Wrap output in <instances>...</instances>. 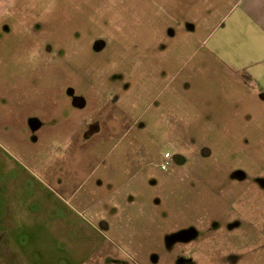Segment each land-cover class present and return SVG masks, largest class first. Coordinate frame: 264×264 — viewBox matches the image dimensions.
<instances>
[{
	"label": "rangeland",
	"instance_id": "rangeland-1",
	"mask_svg": "<svg viewBox=\"0 0 264 264\" xmlns=\"http://www.w3.org/2000/svg\"><path fill=\"white\" fill-rule=\"evenodd\" d=\"M237 1L6 10L0 195L24 190L36 210L74 195L95 225L22 244L34 264H264V88L226 60ZM167 152L183 162L162 169ZM22 258L0 247V264Z\"/></svg>",
	"mask_w": 264,
	"mask_h": 264
},
{
	"label": "crops",
	"instance_id": "crops-1",
	"mask_svg": "<svg viewBox=\"0 0 264 264\" xmlns=\"http://www.w3.org/2000/svg\"><path fill=\"white\" fill-rule=\"evenodd\" d=\"M13 2L15 0H0V18ZM235 6H242V12L229 29L231 36L233 35L232 39L230 38L233 51L229 52L232 56L227 55L226 60L232 68L246 71L249 82L262 89L264 88V0H238ZM21 192L8 196L0 195V204L2 205V201L4 203L0 212V247L22 248L21 263H35L30 260L29 254L23 251L22 244H55L59 240L67 244H75V234H79L80 238L84 234L82 227L85 225L95 227L91 219L85 218L72 203L74 195L71 199L61 200L65 205L63 209L58 207L54 209L53 205L46 207L47 204L44 205V200H41L39 202H42V208L36 210L33 208L34 205L29 209V205L34 201H27L25 194ZM81 243L76 241V244ZM36 251L33 249L30 256L36 255Z\"/></svg>",
	"mask_w": 264,
	"mask_h": 264
},
{
	"label": "built area",
	"instance_id": "built-area-1",
	"mask_svg": "<svg viewBox=\"0 0 264 264\" xmlns=\"http://www.w3.org/2000/svg\"><path fill=\"white\" fill-rule=\"evenodd\" d=\"M173 160H174V156L171 153L167 152L165 154L164 160H163V162L161 164L162 169L169 168L172 165Z\"/></svg>",
	"mask_w": 264,
	"mask_h": 264
},
{
	"label": "flooded vegetation",
	"instance_id": "flooded-vegetation-1",
	"mask_svg": "<svg viewBox=\"0 0 264 264\" xmlns=\"http://www.w3.org/2000/svg\"><path fill=\"white\" fill-rule=\"evenodd\" d=\"M99 129V125L98 124H95V123H93V124H91L90 126H89V131L92 133L93 132V130L95 131V130H98ZM174 156V155H173ZM177 158H179L180 160H181V162L180 163H182L183 162V160H184V157L182 156V155H175L174 156V160H173V163H172V165L170 166V167H172L173 165H174V163L176 162V163H178L177 162ZM169 167V168H170ZM169 168H167V169H164V170H168Z\"/></svg>",
	"mask_w": 264,
	"mask_h": 264
},
{
	"label": "water",
	"instance_id": "water-1",
	"mask_svg": "<svg viewBox=\"0 0 264 264\" xmlns=\"http://www.w3.org/2000/svg\"><path fill=\"white\" fill-rule=\"evenodd\" d=\"M177 162H178V163H180V162H181V160H180L179 158H177Z\"/></svg>",
	"mask_w": 264,
	"mask_h": 264
}]
</instances>
